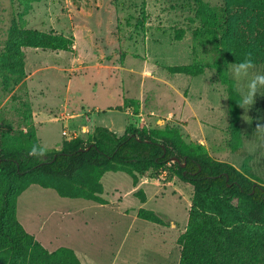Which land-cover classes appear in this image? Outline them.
Here are the masks:
<instances>
[{"label":"rangeland","instance_id":"374dc122","mask_svg":"<svg viewBox=\"0 0 264 264\" xmlns=\"http://www.w3.org/2000/svg\"><path fill=\"white\" fill-rule=\"evenodd\" d=\"M200 1L217 11L224 3ZM197 5L195 0H0V137L25 141L32 107L45 104L52 111L40 115L36 137L48 150L58 148L65 140L62 128L80 126L53 109L63 102L67 114L82 113L78 119L88 133L104 126L121 135L128 121L122 104L141 98L142 115L129 124L176 125L186 143L202 144L213 158L264 184V136L255 130L264 125V95L258 92L247 111L238 108L236 135L228 95L233 82L240 97L238 87L264 73V64L238 84L233 64L221 62L214 44L198 34ZM12 25L71 37L73 45L66 51L21 47L23 76L14 83L1 65ZM185 64L200 66L202 73L166 69ZM26 74L33 76L35 90L24 81ZM134 109L137 102L130 105ZM172 111H181L186 123L168 116ZM158 175L142 177L149 182L143 185V203L122 172L102 176L104 205L32 185L17 198L16 218L46 249L70 247L82 264H178L177 238L186 228L192 186L168 173L163 179ZM139 208L154 211L163 224L137 218Z\"/></svg>","mask_w":264,"mask_h":264},{"label":"trees","instance_id":"16d2710c","mask_svg":"<svg viewBox=\"0 0 264 264\" xmlns=\"http://www.w3.org/2000/svg\"><path fill=\"white\" fill-rule=\"evenodd\" d=\"M195 1L201 22L198 34L214 44L221 62L238 63L250 52L254 65L264 64V0H224L219 11ZM72 45L71 37L12 25L1 65L8 72L6 77L17 83L23 76L21 47L66 51ZM166 69L191 76L202 73L194 64ZM228 95L236 135L240 97L233 82ZM135 104L127 100L124 107ZM24 136L25 141L0 137V264H81L70 247L49 251L17 220V198L28 187L105 204L101 196L104 173L122 172L136 185L139 177L163 169L168 177L177 176L192 186L186 228L177 238L178 264H264V184L214 159L202 144L186 143L176 125L137 128L128 124L120 136L97 126L86 138L80 134L65 139L43 157L28 154L33 144L39 145L33 123ZM171 157L179 162H170ZM134 195L146 201L142 190ZM136 216L163 224L152 210L139 208Z\"/></svg>","mask_w":264,"mask_h":264},{"label":"crops","instance_id":"0c3cea01","mask_svg":"<svg viewBox=\"0 0 264 264\" xmlns=\"http://www.w3.org/2000/svg\"><path fill=\"white\" fill-rule=\"evenodd\" d=\"M33 76H31L30 74H26V77L24 78V81H26V82H28L29 83V85H30V87H32L34 90H35V88H34V85H33ZM184 99H186L185 97H184ZM186 100H183V102H185ZM137 102V104H138V110H137V113L135 114L134 112H132V111H130V105H128V107L126 106V107H124V103L122 104V109H121V111H123V113L128 117L127 119H128V121H127V124L125 125V128L127 127V125L129 124V122L130 121H133L134 119H137L139 116H141L142 115V107H143V99H139V100H137L136 101ZM59 106L60 107H54L53 109L54 110H56V111H58L59 112V114H60V116L61 117H64V119L66 118V119H73V120H75V123L77 124V122H78V124H80V126L79 127H75V128H71V129H68V128H66L67 126H65V128H66V130H73V129H77V130H79V129H87L88 131H89V129L90 128H88L87 127V125H85V124H83V123H81V121H79V119L78 118H81L82 117V113H76V114H74V113H72V114H67V109H68V106H67V104L65 103V102H63L62 104H59ZM117 108H121L120 106L119 107H115V110H117ZM47 110H50V111H52V108L51 107H48L47 105H45V104H42V105H40V106H38V107H35L34 108V106L32 107V112H31V120H32V123H33V126H34V128H35V132H36V128H37V125L40 123L38 120H39V117H40V115H42L43 114V111H47ZM168 116H170V117H173V116H177L179 119V121L180 122H183V123H186V121H185V119H184V117L182 116V113H181V111H179L178 113H175V112H169L168 113ZM143 120V119H142ZM77 121V122H76ZM95 127H97V126H95ZM102 127H104V126H102ZM64 128V127H63ZM63 128H62V130H63ZM105 128H108L109 130H111L112 132H114L115 133V131L114 130H112L110 127H105ZM125 128L124 129H122V134H123V132H124V130H125ZM92 130H93V128H92ZM116 134V133H115ZM121 134V135H122ZM116 135H118V134H116ZM118 136H120V135H118ZM198 141H199V139H198ZM59 148V147H58ZM58 148H56V149H58ZM210 154V156H212V154L211 153H209ZM213 157V156H212ZM216 160H220L219 158H216V157H214ZM108 172H112V171H108ZM105 174V173H104ZM147 183H149L148 182V180L147 179H145V178H142V177H139V179H138V182L136 183V185H134L133 183V186H132V189H131V191H132V193L134 194L137 190H142L143 192H144V194H145V196H146V193H145V191H144V189H143V185H145V184H147ZM158 190H159V192H160V188H158ZM101 196H102V194H101ZM103 198V197H102ZM116 201L117 202H119V201H121L122 200V196L120 195V194H118L117 196H116ZM138 198V197H137ZM105 199V198H104ZM139 199V198H138ZM106 200V199H105ZM106 202H108V200H106ZM102 205H104V204H102ZM137 217V216H136ZM30 234H32V233H30ZM37 234V236H39L38 235V233H36ZM33 235V234H32ZM34 236V238L39 242V243H41L42 244V242H40L39 241V239L37 238V237H35V235H33ZM43 245V244H42ZM44 246V245H43ZM45 247V246H44ZM46 248V247H45ZM58 248V247H57ZM72 249V248H71ZM55 250V249H54ZM73 250V249H72ZM53 251V250H52ZM74 251V250H73ZM74 253H75V251H74ZM75 255H76V253H75ZM77 256V255H76ZM78 257V256H77ZM79 259V258H78ZM79 261H80V259H79ZM80 263H81V261H80ZM82 264V263H81Z\"/></svg>","mask_w":264,"mask_h":264},{"label":"clouds","instance_id":"9594fccd","mask_svg":"<svg viewBox=\"0 0 264 264\" xmlns=\"http://www.w3.org/2000/svg\"><path fill=\"white\" fill-rule=\"evenodd\" d=\"M254 62L252 59V54L250 52L245 53L244 58L238 62L234 63L231 67V72L234 80L238 84L249 76L250 69L254 68ZM261 89H264V73H257L247 80L246 85L238 87L240 93V102L238 105L247 111L255 102V97L259 92L261 95L264 93L261 92ZM258 135L264 136V125L257 124L255 128ZM48 151L47 146L33 144L29 150L30 156H39L43 157Z\"/></svg>","mask_w":264,"mask_h":264},{"label":"built area","instance_id":"2783aa9c","mask_svg":"<svg viewBox=\"0 0 264 264\" xmlns=\"http://www.w3.org/2000/svg\"><path fill=\"white\" fill-rule=\"evenodd\" d=\"M87 132H89L87 129H85V130L84 129H79V130H77V129H73V130L63 129L61 131V134H62V136L65 137V139L70 140L72 138L79 136L81 133H87ZM170 162H173V161H170ZM168 165H169V163H168ZM158 176H159V178L163 179L164 177L167 176V170L163 169V170L159 171Z\"/></svg>","mask_w":264,"mask_h":264},{"label":"water","instance_id":"95a60500","mask_svg":"<svg viewBox=\"0 0 264 264\" xmlns=\"http://www.w3.org/2000/svg\"><path fill=\"white\" fill-rule=\"evenodd\" d=\"M169 160L173 162H179V158L177 157H171ZM182 165H184V163Z\"/></svg>","mask_w":264,"mask_h":264}]
</instances>
